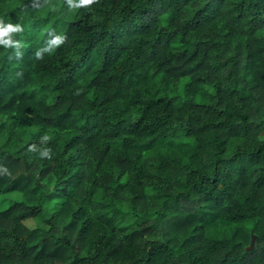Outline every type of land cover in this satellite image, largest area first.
Returning <instances> with one entry per match:
<instances>
[{
  "label": "trees",
  "instance_id": "1",
  "mask_svg": "<svg viewBox=\"0 0 264 264\" xmlns=\"http://www.w3.org/2000/svg\"><path fill=\"white\" fill-rule=\"evenodd\" d=\"M76 2L0 0V264H264V0Z\"/></svg>",
  "mask_w": 264,
  "mask_h": 264
},
{
  "label": "clouds",
  "instance_id": "2",
  "mask_svg": "<svg viewBox=\"0 0 264 264\" xmlns=\"http://www.w3.org/2000/svg\"><path fill=\"white\" fill-rule=\"evenodd\" d=\"M71 3V0H69ZM97 0H77L75 7L81 8V7H90L91 5L95 4ZM23 31V28L19 24H4L2 21H0V46L4 47H13V46H20V45H14V42L12 40L13 34L21 33ZM65 37L59 36L55 41L52 43L55 44L57 47L61 45L64 42ZM47 51V49H41L40 51H37L35 54L36 59H42L41 52ZM19 58L18 56H16ZM44 139H49V137L46 135ZM29 151H32V146L29 148Z\"/></svg>",
  "mask_w": 264,
  "mask_h": 264
},
{
  "label": "rangeland",
  "instance_id": "3",
  "mask_svg": "<svg viewBox=\"0 0 264 264\" xmlns=\"http://www.w3.org/2000/svg\"><path fill=\"white\" fill-rule=\"evenodd\" d=\"M9 195L8 194L6 196L0 195V210L7 208L10 202L14 200V197L12 195L10 196Z\"/></svg>",
  "mask_w": 264,
  "mask_h": 264
},
{
  "label": "water",
  "instance_id": "4",
  "mask_svg": "<svg viewBox=\"0 0 264 264\" xmlns=\"http://www.w3.org/2000/svg\"><path fill=\"white\" fill-rule=\"evenodd\" d=\"M254 245H255V236L252 235L249 246L246 248V251H252L254 248Z\"/></svg>",
  "mask_w": 264,
  "mask_h": 264
}]
</instances>
